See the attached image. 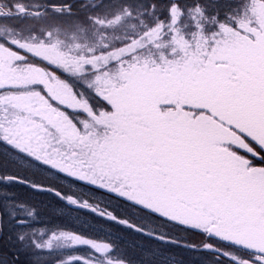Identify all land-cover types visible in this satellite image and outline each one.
Masks as SVG:
<instances>
[{"label":"snow or ice","instance_id":"1","mask_svg":"<svg viewBox=\"0 0 264 264\" xmlns=\"http://www.w3.org/2000/svg\"><path fill=\"white\" fill-rule=\"evenodd\" d=\"M0 264H264V0H0Z\"/></svg>","mask_w":264,"mask_h":264}]
</instances>
